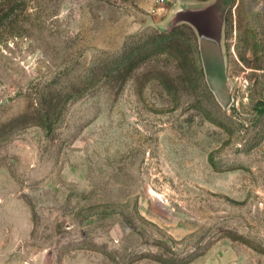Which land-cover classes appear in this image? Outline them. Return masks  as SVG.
Segmentation results:
<instances>
[{
  "label": "rangeland",
  "instance_id": "374dc122",
  "mask_svg": "<svg viewBox=\"0 0 264 264\" xmlns=\"http://www.w3.org/2000/svg\"><path fill=\"white\" fill-rule=\"evenodd\" d=\"M0 264H264V0H0Z\"/></svg>",
  "mask_w": 264,
  "mask_h": 264
},
{
  "label": "water",
  "instance_id": "95a60500",
  "mask_svg": "<svg viewBox=\"0 0 264 264\" xmlns=\"http://www.w3.org/2000/svg\"><path fill=\"white\" fill-rule=\"evenodd\" d=\"M186 21L198 36V49L208 88L222 107L230 102V88L225 73L220 35L222 19L211 6L185 8L175 12L172 23Z\"/></svg>",
  "mask_w": 264,
  "mask_h": 264
}]
</instances>
